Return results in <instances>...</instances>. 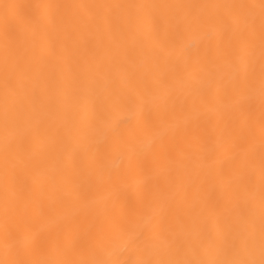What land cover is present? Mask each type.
I'll return each instance as SVG.
<instances>
[{
  "label": "snow or ice",
  "instance_id": "1",
  "mask_svg": "<svg viewBox=\"0 0 264 264\" xmlns=\"http://www.w3.org/2000/svg\"><path fill=\"white\" fill-rule=\"evenodd\" d=\"M0 264H264V0H0Z\"/></svg>",
  "mask_w": 264,
  "mask_h": 264
}]
</instances>
